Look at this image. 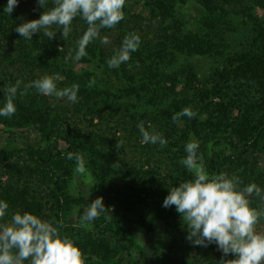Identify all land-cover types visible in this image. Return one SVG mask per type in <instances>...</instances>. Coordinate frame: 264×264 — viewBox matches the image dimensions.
Wrapping results in <instances>:
<instances>
[{"label":"trees","instance_id":"obj_1","mask_svg":"<svg viewBox=\"0 0 264 264\" xmlns=\"http://www.w3.org/2000/svg\"><path fill=\"white\" fill-rule=\"evenodd\" d=\"M25 1V8L29 9L27 21L38 19L44 10L54 6L53 0H47L44 9L37 0ZM250 1L264 8V0ZM187 2L197 5L201 12L191 28L179 12ZM238 2L125 0L123 13L129 4H138L141 8L136 17L144 26L155 21V31L142 33V29L135 30L136 25L143 27L141 22L135 24L134 20L128 26L122 20L116 25L119 33L114 44L105 45L97 39L88 45L86 57L65 62L70 52L75 55L76 42L87 29L82 19L73 20L67 40L57 32L51 40L39 33L29 41L15 32V27L23 22L17 13L20 9L15 7L7 15V0H0V54L6 60V70L0 71V89L21 81L14 101L16 114L11 119L0 117V129L12 138L13 129L28 127L37 137L36 144L22 150H0V200L9 205L10 217L29 212L39 218L50 216V220L62 221L61 236L73 240L85 264H146L139 256L142 251H134L137 244L133 236L151 231L156 223L162 226L164 236L156 259L160 264H218L222 253L215 244L201 247L189 241L179 242V214L174 206L164 208L162 203L169 189L194 179L180 163L187 155L185 145L193 141L199 144L197 155L202 157L197 162L203 163L209 176L236 175L242 180L241 188L255 183L264 190V173L257 170L254 157L255 152L264 151V21L252 18L250 12L239 13L222 6ZM248 9L249 6L245 10ZM236 24L241 25L243 32L232 40L237 43L235 48H229ZM109 30L102 29L101 37ZM129 34L139 36L138 50L131 53L128 62L110 69L106 61ZM188 56L221 60L199 80L189 61L179 62ZM14 63L19 66L18 76L11 71ZM57 73L64 78L57 82L58 88L79 85V99L73 110L88 116L85 126V117L76 118L77 122H61L56 112L60 107L48 104L35 88L28 89L23 97L19 95L25 84ZM93 78L95 84L88 87ZM115 105L120 106V117L135 132L134 145L137 137L142 139L137 125L143 121L146 130L162 134L166 146L143 144L140 148L148 149V153H140L136 162L114 161L105 136L90 127L94 126V117L99 121L103 107L110 109ZM186 107L197 116H180L174 122L173 116ZM107 112L110 114L108 109ZM78 126L81 128L77 132ZM63 139L65 145L59 144L58 140ZM69 152L83 154L86 161L92 183L85 191H68L76 166L74 160L67 159ZM153 154L161 158L162 175L156 165L149 164ZM117 162L120 166L114 167ZM98 197L103 198L108 210L99 219L81 226L85 207ZM249 199L250 207L260 208L258 197ZM73 209H77V214L70 219ZM149 214L153 224H148ZM111 215V220L105 219ZM191 247L196 252L189 261L186 251ZM233 258L231 254L225 257Z\"/></svg>","mask_w":264,"mask_h":264},{"label":"clouds","instance_id":"obj_2","mask_svg":"<svg viewBox=\"0 0 264 264\" xmlns=\"http://www.w3.org/2000/svg\"><path fill=\"white\" fill-rule=\"evenodd\" d=\"M47 0H37L40 8H45ZM54 6L43 11L38 19L25 21L15 27V32L25 40L31 41L34 34L43 33L49 40L56 38L57 32L67 40L72 32V22L79 17L87 24V29L76 42L75 55L71 52L65 57L68 60L80 61L88 55L86 49L90 43L99 39L102 44L111 41L107 36L101 37L102 29L115 28L125 16L122 9L125 0H53ZM18 6V0H7L4 13L10 15ZM35 11V9H34ZM140 38L135 34L124 37L121 46L113 50V55L106 61L110 69L119 68L131 58V53L138 50ZM64 78L60 74L44 75L24 85L19 91L21 97L28 89L35 88L44 96L66 99L70 103L78 102L79 85L73 83L62 89L57 82ZM95 84L90 79L88 87ZM21 81L3 88L5 102L0 107V117L11 119L17 111L14 103ZM180 116L195 118L197 113L186 107L173 116L175 122ZM142 144H159L166 146L167 141L161 133L149 132L144 122L138 123ZM122 142H118L117 147ZM197 142L185 145L186 157L180 163L193 174L194 179L181 182L172 187L164 198L162 207L174 206L186 226V239L195 246L208 247L215 244L222 253L218 264H264V233H258L256 226L264 219V190L255 183L241 188L242 180L224 173L209 176L198 157ZM67 159L75 161V171L84 174L88 171L83 154H67ZM114 167L120 164L114 163ZM90 175V173H89ZM261 201L259 209L250 207V197ZM9 205L0 200V220L7 214ZM108 209L103 198L98 197L89 203L81 217L82 225L99 219ZM111 220V216H105ZM62 221L42 220L29 212L14 213L7 223H0V264H85L81 250L66 235L61 236ZM229 254L233 259H225Z\"/></svg>","mask_w":264,"mask_h":264},{"label":"rangeland","instance_id":"obj_3","mask_svg":"<svg viewBox=\"0 0 264 264\" xmlns=\"http://www.w3.org/2000/svg\"><path fill=\"white\" fill-rule=\"evenodd\" d=\"M28 4L27 1L21 0L18 2V8L20 9L17 13L21 16L20 20L25 22L28 20V10L27 7L25 8V5ZM27 6V5H26ZM223 7L225 8H233L235 10L243 11L245 12H250L252 15V18H256L257 20H263L264 21V8L257 6L256 4H253L252 1L250 0H239L238 3H228V4H222ZM247 6L250 7V9H247ZM140 6L138 4H129L128 7H126L124 11V20L123 23L125 22L128 26L132 25V22L135 20L137 24L138 22H141L142 28H139L136 25V31H140V29L144 30L142 33H153L156 28V22L155 21H149L146 26H144L142 21H139V17H136V15L139 14ZM180 15L183 19H186L190 24L189 28L194 26L195 23V18L200 15V9L197 5L187 2L186 6L184 9L179 10ZM240 13V12H239ZM134 16V19L132 18ZM141 16H144V12L141 13ZM240 17L243 20H246V16H241ZM240 18V19H241ZM250 20V19H249ZM146 23V22H145ZM235 24V23H234ZM235 31L230 37V42H229V48L234 47L237 45L235 41L232 40H237L238 36L240 33L243 32V29L241 28L240 24H236ZM194 28V27H193ZM109 40L111 41L108 45L110 46L111 44H114V38H116V35L119 33V30L116 28H112L109 31L105 32ZM2 48V46H1ZM2 52V50L0 49ZM11 55L13 52H10ZM189 61L191 65L193 66V69L198 77L199 80H202L206 77L207 71L211 66H214L216 61H220L221 58L216 57L215 59L211 57H204V56H188L186 59L183 58V60L180 59L179 62L183 61ZM215 61V62H214ZM6 60L3 61L1 54H0V71L4 72L6 70ZM82 67H86V65H82ZM19 66L17 63H14L11 67L12 74L15 76L20 75L18 72ZM21 73H24L25 71H20ZM1 75V74H0ZM1 90V89H0ZM3 91V90H1ZM45 101L48 104H53L54 106H59L60 109L56 110L57 114L59 115V118L61 119V122H66L68 120L77 122L76 118H82L85 117L82 112H77L73 110L74 103L68 102L66 99H57L55 97L51 96H45ZM104 109L100 113L99 116V121L97 120V117H94L91 121V124H93V127H90L91 129H94L96 132V129L101 131V135L105 136L106 140L105 143L108 146L109 152L113 156L114 161H118L120 163L125 162V163H132L136 162L138 160L139 155L146 154L148 153V149L146 148H140L143 144L141 143V139L137 137V142H135V145L133 144L134 139H136L135 132L131 131L129 128V124L123 120L120 117V106L115 105L112 108H107L103 107ZM106 108V109H105ZM107 109L110 111V114H108ZM88 116L85 117L83 121V125H86ZM131 125V124H130ZM75 128V127H73ZM78 128V129H77ZM75 130L78 132L79 128L77 127ZM14 135L12 138H8L5 131L0 129V150L1 149H6L9 151H19L24 149L26 146L29 144L33 145L36 144L37 142V137L34 133V131L31 128L28 127H23L19 129H13ZM139 132V131H138ZM65 140H58V143L61 145H65ZM118 142H122L118 147L117 144ZM139 144V145H138ZM15 155V154H14ZM13 155V156H14ZM254 157L256 159V167L257 170L261 171L264 173V151L263 152H255ZM161 158L155 154L152 155V157L149 160L150 165H156L158 169L161 171V175L163 174V164L161 163ZM76 167V166H75ZM75 167L73 170V175L70 180L69 186H68V191H85L89 185H91L92 181L91 178L88 174V172L84 174H79L75 171ZM1 179H4L2 177ZM87 210V207H85V212ZM49 212H44V214H48ZM77 214V209H73L70 214V219H74ZM84 215V214H83ZM82 215V216H83ZM42 220H50L49 218H45L44 216L40 217ZM11 219L9 212H7L6 216L4 217L3 220H0V223H7ZM179 220H180V226L181 230L178 235V240L180 243L184 244L185 241H188L186 239L187 236V230L185 224L182 222V219L179 215ZM148 224H153V220L151 219V215H148ZM153 228H151V231L142 233L137 236H133L134 243L137 244V248L134 249V251L137 253L138 249H140L141 254L139 255L140 258L142 259L143 263L146 264H160V260H156L158 258V249L160 248V245H164V236L162 233V226L159 224H153ZM256 231L258 233H264V221L260 220L256 226ZM162 243V244H160ZM196 250L191 247L189 250L186 251L187 258L189 261L192 260ZM138 256V255H137ZM86 262V260H85ZM27 264V262H25ZM165 264H170L168 262H165Z\"/></svg>","mask_w":264,"mask_h":264}]
</instances>
